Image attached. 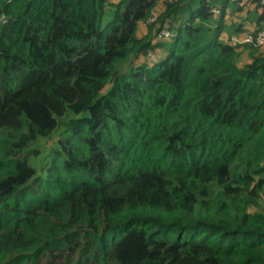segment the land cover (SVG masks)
I'll list each match as a JSON object with an SVG mask.
<instances>
[{
  "label": "trees",
  "instance_id": "obj_1",
  "mask_svg": "<svg viewBox=\"0 0 264 264\" xmlns=\"http://www.w3.org/2000/svg\"><path fill=\"white\" fill-rule=\"evenodd\" d=\"M217 1L0 0V264H264V45Z\"/></svg>",
  "mask_w": 264,
  "mask_h": 264
},
{
  "label": "crops",
  "instance_id": "obj_2",
  "mask_svg": "<svg viewBox=\"0 0 264 264\" xmlns=\"http://www.w3.org/2000/svg\"><path fill=\"white\" fill-rule=\"evenodd\" d=\"M233 2L234 0H230L225 10L224 24L226 28L220 35V38L224 41H228L229 39H232L233 37L242 38L245 35V33L251 32L255 27H257L256 22H255L256 20H255L254 4L250 3L249 0H237L236 4ZM219 4H220V0H218L216 7H218ZM257 11L260 13V10H257ZM142 23L145 24V22H142ZM142 23H139L138 29L140 27V24ZM239 23L243 24V29H244L243 33H236L234 32V28H232L233 25H237ZM138 29H137V34H138ZM243 55H244L243 59L247 61L248 53L244 52Z\"/></svg>",
  "mask_w": 264,
  "mask_h": 264
},
{
  "label": "built area",
  "instance_id": "obj_3",
  "mask_svg": "<svg viewBox=\"0 0 264 264\" xmlns=\"http://www.w3.org/2000/svg\"><path fill=\"white\" fill-rule=\"evenodd\" d=\"M262 3H264V0H261ZM213 12H218L216 8H213ZM154 18H151L148 22H152ZM172 35V32L166 28L162 29L158 33V38H168ZM232 42L234 44H247L251 46H256V47H262L264 45V30H259L255 33L253 32H247L242 38L238 37H233ZM152 57H154V54H150Z\"/></svg>",
  "mask_w": 264,
  "mask_h": 264
},
{
  "label": "rangeland",
  "instance_id": "obj_4",
  "mask_svg": "<svg viewBox=\"0 0 264 264\" xmlns=\"http://www.w3.org/2000/svg\"><path fill=\"white\" fill-rule=\"evenodd\" d=\"M218 2V1H217ZM217 14V13H216ZM224 26H225V24H224ZM146 25L144 24V23H142V24H140V27H139V29H138V34H139V36H143L147 31H146ZM230 27V26H229ZM225 28H226V26H225ZM165 47H166V43H165V45H162V47H159V48H157L156 47V50H155V53L157 52H161L163 49H165ZM154 53V52H153ZM159 54V53H158ZM106 87H108V85L106 86ZM105 87V88H106ZM62 131V128H60L57 132H54L53 134H52V136H50V137H48V138H46V139H42V140H40V141H38V142H36L34 145H35V147H39V149H40V151H41V153H42V155L50 148V147H52L53 145H54V143L56 142V140L58 139V136H59V133ZM33 164L34 165H36V167H37V170H38V168H39V166H38V163L37 162H35L34 160H33ZM261 207H263V209H264V197H263V199L261 200Z\"/></svg>",
  "mask_w": 264,
  "mask_h": 264
},
{
  "label": "clouds",
  "instance_id": "obj_5",
  "mask_svg": "<svg viewBox=\"0 0 264 264\" xmlns=\"http://www.w3.org/2000/svg\"><path fill=\"white\" fill-rule=\"evenodd\" d=\"M217 9V8H216ZM218 11V10H217ZM214 13H218V12H214Z\"/></svg>",
  "mask_w": 264,
  "mask_h": 264
}]
</instances>
